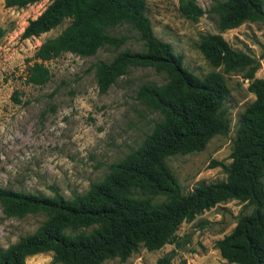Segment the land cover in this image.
I'll return each instance as SVG.
<instances>
[{
    "label": "trees",
    "instance_id": "obj_1",
    "mask_svg": "<svg viewBox=\"0 0 264 264\" xmlns=\"http://www.w3.org/2000/svg\"><path fill=\"white\" fill-rule=\"evenodd\" d=\"M37 1L4 0V6L25 7ZM179 11L191 19L205 12L194 0H180ZM209 12L217 16L223 31L247 20L264 21V0H216ZM64 22L67 25L60 33L37 48L26 83L47 82L50 73L45 62L62 53L90 55L105 45L120 47L127 36L113 35L110 29L127 24L145 49H124L109 61H97L98 89L105 92L131 66L152 67L164 74L165 81L144 83L136 98L161 118L139 146L110 163L103 178L83 193L66 197L52 187L48 196L0 186L6 215L46 216L35 231L0 248V264H25L28 256L44 251H52L57 264L126 260L141 247L155 250L176 242L183 221L232 199L243 203L242 213L215 246L230 263L264 264V79L255 77L257 60L232 48L221 33L201 35L198 48L205 59L225 71H245L255 99L238 119L231 162L223 165L226 179L200 181L184 193L166 159L201 151L215 135L227 134L224 76L212 71L200 77L186 68L172 45L155 34L146 0H50L28 20L21 37H37ZM171 258L172 253L165 254L156 264H170Z\"/></svg>",
    "mask_w": 264,
    "mask_h": 264
},
{
    "label": "rangeland",
    "instance_id": "obj_2",
    "mask_svg": "<svg viewBox=\"0 0 264 264\" xmlns=\"http://www.w3.org/2000/svg\"><path fill=\"white\" fill-rule=\"evenodd\" d=\"M194 1L205 10L198 19L181 14L180 0H146L155 34L182 56L183 65L200 77L220 72L228 88L224 103L230 119L227 134L215 135L201 151L166 159L184 193L200 181L226 179L223 165L231 162L238 119L255 99L245 71H225L205 59L198 48L201 35L221 33L232 48L257 60L255 77L264 79V21L247 20L220 31L217 16L209 12L216 0ZM49 2L5 7L0 0V186L48 196L54 187L71 197L101 180L110 163L121 160L151 132L161 114L138 100L136 91L147 82L163 83L165 76L152 67L131 66L105 92L99 91L97 61H109L124 49H145L137 32L124 24L110 29L113 35L127 36L120 47L105 45L90 55L62 53L45 62L50 73L47 82L26 83L39 45L67 25L64 22L37 37H21L28 20ZM242 207L237 199L218 203L191 221H183L176 242L155 250L141 247L126 260L115 257L101 264H156L168 253H172L170 264H238L226 261L215 242L232 230ZM45 219L43 213L8 216L0 204V248L32 233ZM25 264L57 263L52 251H44L28 256Z\"/></svg>",
    "mask_w": 264,
    "mask_h": 264
}]
</instances>
